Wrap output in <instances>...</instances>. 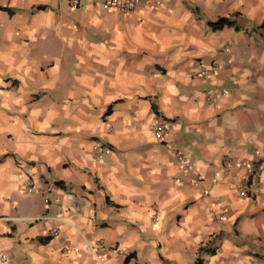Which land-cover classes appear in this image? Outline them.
<instances>
[{"label":"crops","instance_id":"0c3cea01","mask_svg":"<svg viewBox=\"0 0 264 264\" xmlns=\"http://www.w3.org/2000/svg\"><path fill=\"white\" fill-rule=\"evenodd\" d=\"M153 1L0 0L1 264H264V0Z\"/></svg>","mask_w":264,"mask_h":264},{"label":"built area","instance_id":"2783aa9c","mask_svg":"<svg viewBox=\"0 0 264 264\" xmlns=\"http://www.w3.org/2000/svg\"><path fill=\"white\" fill-rule=\"evenodd\" d=\"M67 3L71 6V7H77L78 4L80 3L81 0H66ZM91 4L101 7L104 10H114L120 13H129L132 8L134 7V5H137L138 3L141 2V0H90ZM147 1L144 2L143 4L146 6L147 5ZM153 4H157V2L154 0ZM205 72L201 71L200 72V76L201 77H205ZM214 93L211 92H205V100L209 102V104L212 106V108H217V104H215L213 102L214 100ZM221 96H223V93H219ZM152 135L153 138L157 141V142H163V137H164V126L162 124V121L159 117H155L152 123ZM102 156H106L109 157L110 153L107 150H102V149H98L96 148L94 153H93V158L96 162H100L102 160ZM175 161L176 163L181 166L184 171L189 172L192 169V163L190 160H188L183 154L181 153H176L175 155ZM258 165V161L257 159H255L253 166L251 165V167H247L246 168V179L248 183H252L253 185L257 182L256 180V174H255V170L254 167ZM245 187L242 184H239L237 186V190L240 196H245ZM29 191V184L26 183L24 188L22 189L23 193H26ZM220 219V218H219ZM154 220L156 221L157 219L154 218ZM56 234V231L51 230L49 231V236H53ZM84 253H86V255H88V257L95 259L97 261H101L100 256L98 255L97 251L94 250L93 247H91L89 244H86L84 247ZM8 258L6 256V254L0 253V264L1 263H5L7 262ZM252 264V263H250Z\"/></svg>","mask_w":264,"mask_h":264},{"label":"trees","instance_id":"16d2710c","mask_svg":"<svg viewBox=\"0 0 264 264\" xmlns=\"http://www.w3.org/2000/svg\"><path fill=\"white\" fill-rule=\"evenodd\" d=\"M208 26L212 31H218L224 27H232L235 30L237 29V27L234 25L232 21L224 17L218 18L213 22H208Z\"/></svg>","mask_w":264,"mask_h":264}]
</instances>
